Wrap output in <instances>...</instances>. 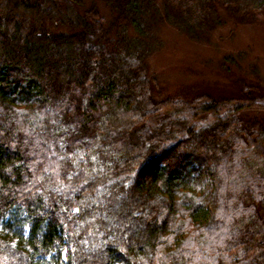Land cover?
<instances>
[{
	"label": "trees",
	"instance_id": "obj_1",
	"mask_svg": "<svg viewBox=\"0 0 264 264\" xmlns=\"http://www.w3.org/2000/svg\"><path fill=\"white\" fill-rule=\"evenodd\" d=\"M103 2L0 0V264H264V79L156 97L147 62L264 0Z\"/></svg>",
	"mask_w": 264,
	"mask_h": 264
},
{
	"label": "rangeland",
	"instance_id": "obj_2",
	"mask_svg": "<svg viewBox=\"0 0 264 264\" xmlns=\"http://www.w3.org/2000/svg\"><path fill=\"white\" fill-rule=\"evenodd\" d=\"M82 2L95 3L106 21L112 17L103 0ZM158 34L161 45L147 58L149 71L158 81L156 97L195 83L213 93L229 94L239 77L249 82L264 79V12L246 23L224 14L223 23L197 40L168 24H160ZM226 55L233 62L223 60Z\"/></svg>",
	"mask_w": 264,
	"mask_h": 264
}]
</instances>
